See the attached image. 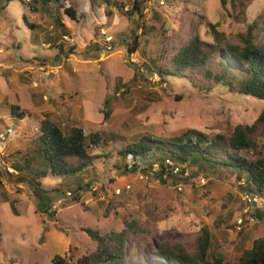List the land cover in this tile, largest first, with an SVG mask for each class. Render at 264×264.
<instances>
[{"label": "rangeland", "instance_id": "374dc122", "mask_svg": "<svg viewBox=\"0 0 264 264\" xmlns=\"http://www.w3.org/2000/svg\"><path fill=\"white\" fill-rule=\"evenodd\" d=\"M101 1L66 0L79 17H62L69 39L50 16L28 11L20 0L0 4L5 6L0 8V136L5 137L0 146V264H52L55 254L76 264L96 248L83 228L118 232L131 221L138 229L125 236V264H162L154 251L164 242H179L193 253L203 230L209 254L221 253L226 264H236L243 249L264 236V198L252 207L254 223L238 229L243 179L200 175L186 184L162 183L139 170H124L117 152L140 133L155 132L157 124L165 131L188 127L214 135L258 118L263 100L179 79L162 82L143 64L153 58L165 62L179 37L212 41L208 23L223 35L220 46L240 44L239 35L255 23L252 33L260 44L264 0H163L164 5L146 0L148 9L135 22L115 4L127 9L132 0ZM30 22L39 28L32 29ZM142 23L148 27L145 34ZM49 32L63 44V52L49 46ZM107 36L111 51L100 49ZM133 37L138 48L128 52ZM45 118L63 130L78 121L87 136L101 135L96 145L87 140L92 159L82 175V190L51 174L32 181L27 171L14 168L36 147ZM261 126L257 147L241 151L250 160L264 157ZM193 170L187 168L183 176Z\"/></svg>", "mask_w": 264, "mask_h": 264}, {"label": "trees", "instance_id": "16d2710c", "mask_svg": "<svg viewBox=\"0 0 264 264\" xmlns=\"http://www.w3.org/2000/svg\"><path fill=\"white\" fill-rule=\"evenodd\" d=\"M11 1L0 0V4L6 5ZM20 1L26 5L28 11L50 16L62 35L68 36V28L62 23V17L67 16L72 21H78L79 18L76 6L66 4V0ZM145 1L132 0L127 9L124 4H115L129 21L135 22V18L141 20L143 11L148 9ZM90 2L93 3L94 0ZM101 2L110 4L109 0ZM220 2L224 4V0ZM158 5H164V1L158 0ZM0 8L4 9L5 6L0 5ZM208 25L212 41L201 39L199 36L179 37L171 47V55L165 62L160 63L158 58H153L143 64L144 69L158 76L162 82L179 79L206 89H219L264 101V41L260 44L255 42L258 36L252 33L255 23L250 24L246 32L239 35L240 44L226 43L223 46H220L223 35L217 31L215 24ZM29 26L32 29L39 28L38 24L31 22ZM141 27L143 34L148 32L145 24L142 23ZM134 32L132 29V34ZM46 37L49 46L63 52V44L57 42L53 33H47ZM136 38L133 37L128 52L138 48ZM112 43L111 40L110 44ZM121 86L128 91L127 84ZM11 113L13 114V110ZM107 114L108 112H105V118ZM259 123L264 128V107L252 124H237L228 134L209 135L188 127L165 131L157 124L155 132L140 133L134 140L126 142L117 153L123 161L124 170H139L162 183L186 184L193 178L199 180L200 175L233 176L238 180L243 179L242 190L245 193L264 198V157L250 160L241 152L257 147L256 132ZM38 130L36 147L23 158L22 164L14 165L16 171H27L30 179L37 182L46 174H51L76 185V190H82V175L87 173L86 168L92 159V155L88 153L87 140L96 145L102 140L101 135L90 133L87 136L78 121L69 122L66 130H63L59 124L48 118L41 121ZM166 160L183 168L174 173L166 164ZM192 167L195 170L189 176H183L184 171ZM5 201H8V198ZM9 201L14 210L13 200ZM109 202L107 200L106 203ZM125 224V228L118 232L104 234L90 227L83 228L96 242V248L79 257L76 264H125V236L128 231L138 229L133 221ZM196 244V251L191 253L179 242H164L156 246L154 254L162 264H226L223 254H209L206 230L198 235ZM51 263L68 264L64 257L58 254L51 258ZM140 264L149 263L142 261ZM236 264H264V236L255 238L249 248L243 249Z\"/></svg>", "mask_w": 264, "mask_h": 264}, {"label": "built area", "instance_id": "2783aa9c", "mask_svg": "<svg viewBox=\"0 0 264 264\" xmlns=\"http://www.w3.org/2000/svg\"><path fill=\"white\" fill-rule=\"evenodd\" d=\"M160 4H162V1H160ZM64 39H69L68 36L64 35ZM111 38L109 36L103 38V43L100 44V49L103 51H111L112 45L110 44ZM133 59V57H132ZM10 132V131H9ZM5 137L3 135L0 136L1 145L4 147V140ZM166 164L172 169L174 173H177L183 168L181 165H174L170 160H166ZM201 182H204L203 179H201ZM125 188H129V185H126ZM180 188V187H178ZM116 193H119V190H116ZM244 206L243 209L236 219V225L238 229H241L243 224L245 222L248 223H254L255 218L253 216L252 207L255 206V204H260L262 202V199L256 195L245 193L243 196Z\"/></svg>", "mask_w": 264, "mask_h": 264}]
</instances>
